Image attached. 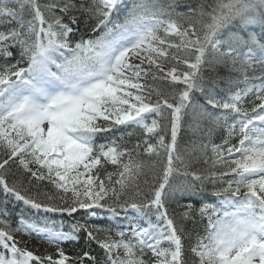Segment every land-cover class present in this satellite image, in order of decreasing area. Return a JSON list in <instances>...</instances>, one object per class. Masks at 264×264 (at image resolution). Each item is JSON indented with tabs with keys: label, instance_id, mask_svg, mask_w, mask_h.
Wrapping results in <instances>:
<instances>
[{
	"label": "snow or ice",
	"instance_id": "obj_1",
	"mask_svg": "<svg viewBox=\"0 0 264 264\" xmlns=\"http://www.w3.org/2000/svg\"><path fill=\"white\" fill-rule=\"evenodd\" d=\"M0 61L6 200L114 221L5 212L0 264H264V0H0Z\"/></svg>",
	"mask_w": 264,
	"mask_h": 264
},
{
	"label": "trees",
	"instance_id": "obj_2",
	"mask_svg": "<svg viewBox=\"0 0 264 264\" xmlns=\"http://www.w3.org/2000/svg\"><path fill=\"white\" fill-rule=\"evenodd\" d=\"M81 28H83V25H81ZM3 61H0V63H2ZM11 62H15L14 59H12ZM191 134L190 133H187V132H182L181 133V144H185L189 138ZM219 139V135H216L214 137V142L215 141H218ZM112 167L109 166L108 167V171H112ZM48 189L46 188H41V192L43 191H46ZM34 194H35V190H33ZM207 196V194H205ZM182 203L184 202H188V201H181ZM190 202H192L194 205L198 206L199 202H200V197H192ZM5 212L9 213V212H15L16 211V207H10L8 209H4ZM82 217V211L74 214L73 216L71 217H67V220L69 219H78L80 220V218ZM189 228H191V225L189 224L188 225ZM26 235V234H25ZM81 235V238L79 240H77L75 243H71L69 245H65V248L64 247H61L64 249L65 253L69 256H73L75 255L76 252H81L83 254V252L87 251L89 252L92 256H95L97 258H100L101 256V251L100 249L98 248V246L94 243V242H91V243H88L83 234H80ZM17 239H19L21 241V244L20 246L22 247H25V246H33L36 251H34V253L36 254H40V255H44V254H48V253H52L54 252L55 250V246H52L50 244H47V243H43L37 239H34V238H31V237H25L23 235H20L19 237H17Z\"/></svg>",
	"mask_w": 264,
	"mask_h": 264
},
{
	"label": "bare ground",
	"instance_id": "obj_3",
	"mask_svg": "<svg viewBox=\"0 0 264 264\" xmlns=\"http://www.w3.org/2000/svg\"><path fill=\"white\" fill-rule=\"evenodd\" d=\"M4 204H7L12 207H16V211L14 213L13 212L7 213L8 214L7 218L13 223L14 226L18 221L19 215H23L25 217V215L23 214L24 209L23 207H19L20 204L18 203V201H15L14 198H11V197H8L6 200L4 195H2L0 198V217H2L1 213L3 214L5 213V210H4L5 207L4 208L1 207ZM26 247L33 252L36 251V249L33 246L32 247L26 246Z\"/></svg>",
	"mask_w": 264,
	"mask_h": 264
}]
</instances>
